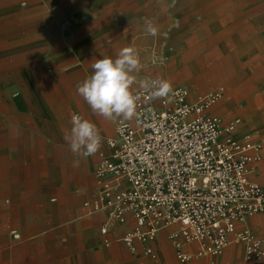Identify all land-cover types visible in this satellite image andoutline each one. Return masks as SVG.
Masks as SVG:
<instances>
[{"label": "crops", "instance_id": "0c3cea01", "mask_svg": "<svg viewBox=\"0 0 264 264\" xmlns=\"http://www.w3.org/2000/svg\"><path fill=\"white\" fill-rule=\"evenodd\" d=\"M62 2L58 7L63 8L67 16L56 15L52 2H35L29 8L32 13L20 17L29 19V23L18 30H22L21 34L34 36L36 43L33 48L20 50L17 55V66H22L17 70L19 85L25 92L22 89L17 91L12 104L4 101L9 108L8 116L2 114V136L8 131L22 129L36 135L40 141L39 147L32 148V153H38L28 169L27 182L24 181L25 175L8 174L11 168L6 161L1 164L7 172L6 175L4 172L5 177L0 183V195H8L12 201L2 210L4 215H16L17 228L13 232L20 237L13 240L9 230L0 227V264H183L177 260L170 238L176 225L162 228L153 240L142 242L135 239L133 249L122 240L135 226L132 213H127L126 223L110 221L106 211L87 213L84 203L99 197L95 170L103 157L112 154L108 141L116 136L118 119L106 120L93 113L77 94V86L93 74L91 65L96 59L104 56L115 59L121 47L117 45L118 41L110 45L96 44L95 41L115 27L85 20L86 15L81 18L77 15L80 25L74 31H68L65 25L74 17L69 12L71 5L80 4L84 9L90 1ZM15 5L10 6L13 8ZM114 22L118 27V20ZM260 36L259 32L252 36L242 35L240 44L233 38V58L244 62L246 58L259 56V62L263 59L264 63V42ZM175 44L171 47V54ZM134 75L136 83L133 88L136 90L144 77L140 72ZM166 80L171 81L169 78ZM235 82L234 79L229 80L230 87L235 86ZM256 84L264 87V81ZM246 87L249 91L253 88L249 84ZM248 99L239 108L233 107L230 100L224 101L210 112L224 119H239L233 136L242 139L250 135L264 147V95H250ZM73 115L90 120L100 130L102 147L95 155L83 157L74 154L65 141L64 135L71 128ZM48 141L50 149H47ZM74 155L79 157L73 160ZM0 157L4 160L5 152ZM253 169L252 178L264 187V154ZM49 182L58 190L52 197L55 200L51 204L46 203V208L43 206L46 194L42 190ZM47 223L49 227H46ZM246 224L256 235L264 238V212L253 215ZM106 225L109 227L107 233H100ZM105 240L110 243L106 244ZM148 247L154 249L156 259L146 253ZM244 253L245 245L234 243L220 255L209 257L210 261L203 259L208 257H197L185 264H264V259L246 261Z\"/></svg>", "mask_w": 264, "mask_h": 264}, {"label": "built area", "instance_id": "2783aa9c", "mask_svg": "<svg viewBox=\"0 0 264 264\" xmlns=\"http://www.w3.org/2000/svg\"><path fill=\"white\" fill-rule=\"evenodd\" d=\"M134 93L141 98L137 116L117 120L116 136L108 141L112 154L95 170L99 197L84 203L87 213L106 211L119 223L132 213L135 226L122 240L133 249L135 239L153 240L176 225L170 238L183 264L216 257L234 243L245 245L246 261L264 259V238L246 224L264 212V187L252 178L264 147L250 135L233 136L239 119L224 123L210 112L224 86L193 100L188 86L163 99H149L141 87ZM108 230L106 225L101 233ZM146 253L157 258L151 247Z\"/></svg>", "mask_w": 264, "mask_h": 264}, {"label": "rangeland", "instance_id": "374dc122", "mask_svg": "<svg viewBox=\"0 0 264 264\" xmlns=\"http://www.w3.org/2000/svg\"><path fill=\"white\" fill-rule=\"evenodd\" d=\"M89 1L88 7L84 9L80 4L71 5L69 12L74 17L65 25L68 31L72 32L80 25L77 15L80 18L86 15L85 20L91 19L100 26L103 23L102 25L115 27V30L107 32L95 43L110 45L118 41L117 45L121 49L135 48L142 65L139 72L144 80L169 78L173 88L188 86L193 93L190 96L191 100L199 93L210 92L224 86L225 95L211 107V112L224 101L230 100L233 107L239 108L249 100L250 95H264V87L256 84L264 81L263 59L259 62V56H253L240 62L236 57L233 58L232 50L234 43L232 39L236 38L240 44L242 35L252 36L259 32L264 42V0ZM35 2H52L57 10L54 12L56 15L67 16L65 10L58 7L63 3L62 0H0V154L5 152L6 155L4 160L0 157V183L7 172L1 167L2 161H6L11 168V173L8 174L17 177L25 175V181L28 178L30 164L38 153H32L33 147H39L40 139L36 135L15 129L2 136L1 120L2 114L8 116L9 107L4 101H10L12 104L17 97V91L22 89V92H25L24 87L21 88L19 85L17 70L22 66H17L19 61L17 55L20 50L33 48L36 40L31 34H21L22 30L18 29L29 23V19L20 17L29 16L32 13L29 8ZM12 4L16 5L12 8L10 6ZM117 20L118 27L114 22ZM148 23L158 28L155 37L147 33ZM173 43H176L177 50L174 48L171 54ZM231 79L236 80L233 87L229 85ZM248 84L253 87L250 91L246 87ZM235 87L234 91H238L232 93ZM222 118L224 123L231 121ZM47 144V149H50V141ZM77 157L79 156L74 155L72 159L76 160ZM49 172L52 170L49 169ZM32 184L33 182L29 184V188ZM57 190L50 182L43 187L42 192L46 194L43 199L44 207L47 208L46 203H53L52 197ZM11 203L8 195H0V227L4 226L9 230L11 239L14 240L16 232L13 231L17 228V221L14 220L16 215L13 213L4 215L2 210L4 205ZM46 227H49V223ZM203 259L211 260L209 257Z\"/></svg>", "mask_w": 264, "mask_h": 264}, {"label": "clouds", "instance_id": "9594fccd", "mask_svg": "<svg viewBox=\"0 0 264 264\" xmlns=\"http://www.w3.org/2000/svg\"><path fill=\"white\" fill-rule=\"evenodd\" d=\"M146 31L153 37L158 34V28L151 23L147 24ZM91 67L93 74L77 86V94L92 112L106 120L135 118L141 98L134 93L136 76L133 73L142 67L136 49L124 47L115 59L104 56L96 59ZM140 87L150 92L149 99H163L173 91L171 81L162 78L140 81ZM70 123L71 128L64 135L70 150L83 157L95 155L102 147L96 124L79 115H73Z\"/></svg>", "mask_w": 264, "mask_h": 264}, {"label": "bare ground", "instance_id": "6f19581e", "mask_svg": "<svg viewBox=\"0 0 264 264\" xmlns=\"http://www.w3.org/2000/svg\"><path fill=\"white\" fill-rule=\"evenodd\" d=\"M232 90H233V91H232V93H234V92H237V91H238V90H237V91H234V90H236V87H235V89H232ZM34 101H35V100H34ZM254 106H255V105H254Z\"/></svg>", "mask_w": 264, "mask_h": 264}]
</instances>
